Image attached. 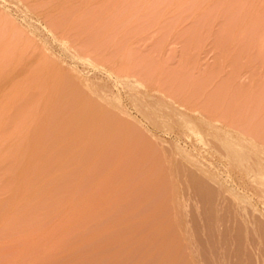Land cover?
Segmentation results:
<instances>
[{
    "label": "rangeland",
    "instance_id": "374dc122",
    "mask_svg": "<svg viewBox=\"0 0 264 264\" xmlns=\"http://www.w3.org/2000/svg\"><path fill=\"white\" fill-rule=\"evenodd\" d=\"M0 161V264H264V0H0Z\"/></svg>",
    "mask_w": 264,
    "mask_h": 264
},
{
    "label": "bare ground",
    "instance_id": "6f19581e",
    "mask_svg": "<svg viewBox=\"0 0 264 264\" xmlns=\"http://www.w3.org/2000/svg\"><path fill=\"white\" fill-rule=\"evenodd\" d=\"M250 17H253V16H250ZM251 19H252V18H251ZM249 21L251 22V20H249ZM242 24H243V23H242ZM246 24H247V23H246ZM248 26H249V25H248ZM248 26H247V27H248ZM252 26H253V25H252ZM255 26H256V25H255ZM243 27H244V26H243ZM251 28H252V27H251ZM241 29H242V28H241ZM245 30H247V29H245ZM258 30H260V29H258ZM251 32H254V30H252ZM251 32H250V33H251ZM259 32H260V31H259ZM247 36H248V35H247ZM247 36H246V37H247ZM250 36H252V35H250ZM248 38H249V37H248ZM249 39H250V38H249ZM246 41H247V40H246ZM255 44H256V43H255ZM257 44H258V43H257ZM257 44H256V45H257ZM247 47H248V46H247ZM251 59H252V58H251ZM223 127H224V126H223ZM226 128H227V127H226ZM205 129H206V128H205ZM212 130H213V129H212ZM212 132H213V131H212ZM226 132H227V131H226ZM225 141H226V140H225ZM7 146H8V145H7ZM13 146H14V145H13ZM29 152H30V151H29ZM16 159H18V158H16ZM9 160H10V159H9ZM3 161H4V162H2V163H5L7 160H6V161L3 160ZM0 162H1V161H0ZM10 162H13V161H10ZM8 163H9V161H8ZM14 163H15V162H14ZM9 164H10V163H9ZM9 164H8V165L6 164L7 167H8L9 169H6V168H7L6 165H5L6 168H4L5 170H7V172H8V171L11 169V167H12V165H11L12 163L10 164L11 167H9ZM27 164H28V163H27ZM0 165H1V164H0ZM29 165H30V164H29ZM13 167H14V165H13ZM1 168H2V167H1ZM14 168H16V167H14ZM34 168H36V167H34ZM20 169H21V168H20ZM20 169H19V170H20ZM25 170H26V169H25ZM39 170H40V168H39ZM10 171L13 172V170H10ZM0 172H2V170H1ZM14 172H15V171H14ZM21 172H22V171H21ZM9 173H10V172H9ZM28 173H29V172H28ZM1 174H4V173H1ZM1 174H0V176H1ZM17 174H19V173L17 172ZM20 174H21V173H20ZM25 174H27V173H25ZM4 176L6 177V175H4ZM9 176H10V175H9ZM13 176H15V175L13 174ZM16 176H17V175H16ZM18 176H19V175H18ZM246 176H247V175H246ZM2 177H3V175H2ZM23 177H24V176H23ZM3 178H4V177H3ZM21 178H22V177H21ZM1 179H2V178H1ZM6 179H8V180H6ZM10 179H11V177H10ZM14 179H15V178H14ZM14 179H12V180H14ZM16 179H18V178H16ZM25 179H26V178H25ZM25 179H23V180H25ZM30 179H31V178H30ZM3 180H4V179H3ZM5 180L8 182V181H9V177H6ZM28 180H29V179H28ZM32 180H33V179H32ZM15 181H17V180H15ZM1 182H2V181H1ZM7 182H6V183H7ZM22 182H23V181H22ZM30 182H31V181H30ZM2 183H4V182H2ZM6 183H5V184H6ZM8 183H9V182H8ZM14 183H15V182H14ZM24 183H25V182H24ZM35 183H36V182H35ZM11 184H13V181L10 182V184H8V185H11ZM39 184H40V183H39ZM8 185H6V186L4 185V187H8V189H9L11 186L9 187ZM15 185H16V184H15ZM21 185H22V184H21ZM0 186H2V184H0ZM25 186H26V185H24V187H25ZM28 186H29V185H28ZM4 187H3V188H4ZM3 188H2V189H3ZM11 188H13V187H11ZM21 188H22V187H21ZM5 189H6V188H5ZM17 189H18V188H17ZM25 189H26V188H25ZM25 189H24V190H25ZM30 189H31V187H30ZM227 189H228V188H227ZM259 189H260V188H259ZM6 190H7V189H6ZM11 190H12V189H11ZM14 190H15V189H14ZM31 190H32V189H31ZM31 190H30V191H31ZM39 190H40V189H39ZM3 191H4V189H3ZM8 191H9V190H7V192H8ZM16 191H17V190H16ZM25 191H26V190H25ZM25 191H24V192H25ZM14 192H15V191H14ZM21 192H22V191H21ZM0 193L2 194V190H1ZM10 193H11V191H10ZM27 193H28V192H27ZM27 193H26V194H27ZM6 194H7V193H6ZM14 194L16 195V193H14ZM17 194H18V193H17ZM28 194H29V193H28ZM32 194H33V193H32ZM8 195H9V194H8ZM8 195H7V196H8ZM21 195H22V194H21ZM30 196H31V195H30ZM8 197H10V196H8ZM32 197H33V196H32ZM35 197H36V196H35ZM17 198H18V197H17ZM17 198H16V199H17ZM19 198H20V196H19ZM11 199H13V197H12ZM11 199H9V200H11ZM5 200H6V199H5ZM13 200H14V199H13ZM17 200H18V199H17ZM235 200H236V199H235ZM240 201H241V200H240ZM240 201H239V202H240ZM12 202H13V201H12ZM2 203H3V202H2ZM9 203H10V202H9ZM10 204L12 205V203H10ZM5 205H6V204H5ZM0 206H1V205H0ZM3 206H4V205H3ZM3 206H2V207H3ZM9 206H10V205H9ZM13 207H14V206H13ZM9 208H10V207H9ZM2 211H3V210H2ZM4 211H5V210H4ZM246 213H247V212H246ZM2 214H3V213H2ZM13 215H14V214H13ZM10 216H11V215H10ZM257 217H258V216H257ZM247 218H248V217H247ZM0 219H1V218H0ZM15 220H16V219H15ZM241 220H242V219H241ZM5 221H6V220H5ZM10 221H11V220H10ZM12 222H13V221H12ZM261 222H262V221H261ZM257 225H258V224H257ZM9 230H10V229H9ZM181 239H182V238H181ZM204 251H205V250H204ZM7 253H8V252H7ZM5 257H6V256H5ZM7 258H8V257H7ZM188 258H189V257H188ZM13 260H14V259H13ZM246 261H247V260H246ZM250 261H251V260H250ZM7 262H8V261H7ZM255 264H256V263H255Z\"/></svg>",
    "mask_w": 264,
    "mask_h": 264
}]
</instances>
